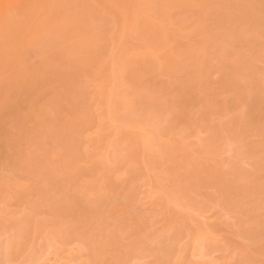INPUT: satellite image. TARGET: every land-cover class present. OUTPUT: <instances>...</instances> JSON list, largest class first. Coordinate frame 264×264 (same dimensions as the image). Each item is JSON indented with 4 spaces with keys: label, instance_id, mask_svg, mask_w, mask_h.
<instances>
[{
    "label": "rangeland",
    "instance_id": "obj_1",
    "mask_svg": "<svg viewBox=\"0 0 264 264\" xmlns=\"http://www.w3.org/2000/svg\"><path fill=\"white\" fill-rule=\"evenodd\" d=\"M7 4L0 264H264V0Z\"/></svg>",
    "mask_w": 264,
    "mask_h": 264
},
{
    "label": "bare ground",
    "instance_id": "obj_2",
    "mask_svg": "<svg viewBox=\"0 0 264 264\" xmlns=\"http://www.w3.org/2000/svg\"><path fill=\"white\" fill-rule=\"evenodd\" d=\"M14 1H16V0H13V2H14ZM19 1H20V0H19ZM9 2H10V4H11V3H12V0H9V1H8V0H0V6H1V5H2V6H3V5L5 6V5H6L7 3H9ZM3 3H4V4H3ZM7 6H8V4H7ZM7 14H8V13H7ZM8 15H9V14H8Z\"/></svg>",
    "mask_w": 264,
    "mask_h": 264
}]
</instances>
